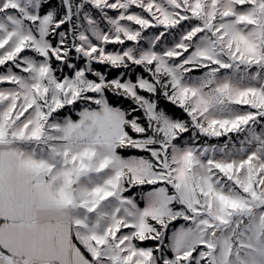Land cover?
Masks as SVG:
<instances>
[{
    "label": "snow or ice",
    "instance_id": "obj_1",
    "mask_svg": "<svg viewBox=\"0 0 264 264\" xmlns=\"http://www.w3.org/2000/svg\"><path fill=\"white\" fill-rule=\"evenodd\" d=\"M0 264H264V0H0Z\"/></svg>",
    "mask_w": 264,
    "mask_h": 264
},
{
    "label": "rangeland",
    "instance_id": "obj_2",
    "mask_svg": "<svg viewBox=\"0 0 264 264\" xmlns=\"http://www.w3.org/2000/svg\"><path fill=\"white\" fill-rule=\"evenodd\" d=\"M137 11H138V10H137ZM160 30H162V29H160ZM152 31H154V30H149V34H151ZM129 43H130V42H129ZM108 47H109V50H112V48H113L112 45H109ZM138 71H140V70H138ZM201 74H202L201 72H196V73H194V75H201ZM257 130H259V128H258ZM229 135L232 136L234 140L237 138V134H235V133H230ZM239 136L242 137V136H243V133L239 134ZM226 139H227L226 137L211 138V139H209L208 142H209V143H217V140H219V142L222 144ZM133 151H136V150H133ZM137 152H138V151H137ZM142 154H143V153H142Z\"/></svg>",
    "mask_w": 264,
    "mask_h": 264
},
{
    "label": "trees",
    "instance_id": "obj_3",
    "mask_svg": "<svg viewBox=\"0 0 264 264\" xmlns=\"http://www.w3.org/2000/svg\"><path fill=\"white\" fill-rule=\"evenodd\" d=\"M162 106H163V104H162ZM127 154L128 155H143L142 153L137 152V151H133V150H128Z\"/></svg>",
    "mask_w": 264,
    "mask_h": 264
}]
</instances>
